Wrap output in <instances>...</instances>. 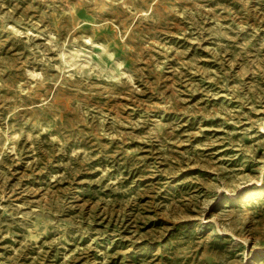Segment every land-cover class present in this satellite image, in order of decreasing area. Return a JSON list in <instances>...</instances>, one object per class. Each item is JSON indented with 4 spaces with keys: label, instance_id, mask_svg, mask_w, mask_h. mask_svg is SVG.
<instances>
[{
    "label": "rangeland",
    "instance_id": "374dc122",
    "mask_svg": "<svg viewBox=\"0 0 264 264\" xmlns=\"http://www.w3.org/2000/svg\"><path fill=\"white\" fill-rule=\"evenodd\" d=\"M0 264H264V0H0Z\"/></svg>",
    "mask_w": 264,
    "mask_h": 264
},
{
    "label": "bare ground",
    "instance_id": "6f19581e",
    "mask_svg": "<svg viewBox=\"0 0 264 264\" xmlns=\"http://www.w3.org/2000/svg\"><path fill=\"white\" fill-rule=\"evenodd\" d=\"M42 127H44V126H42Z\"/></svg>",
    "mask_w": 264,
    "mask_h": 264
}]
</instances>
